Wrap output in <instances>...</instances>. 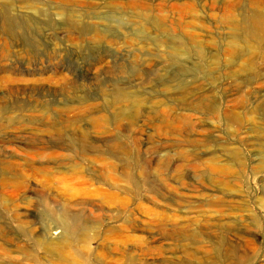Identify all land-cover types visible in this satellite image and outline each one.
I'll return each instance as SVG.
<instances>
[{"label":"rangeland","instance_id":"374dc122","mask_svg":"<svg viewBox=\"0 0 264 264\" xmlns=\"http://www.w3.org/2000/svg\"><path fill=\"white\" fill-rule=\"evenodd\" d=\"M254 13L0 0V264H264Z\"/></svg>","mask_w":264,"mask_h":264},{"label":"bare ground","instance_id":"6f19581e","mask_svg":"<svg viewBox=\"0 0 264 264\" xmlns=\"http://www.w3.org/2000/svg\"><path fill=\"white\" fill-rule=\"evenodd\" d=\"M252 22H253V24H254V26L256 27L255 29H256V31H258V32H261V33H263L264 32V13H254L253 15H252ZM171 111V110H170ZM174 111V110H173ZM40 140V139H39ZM25 141V140H24ZM158 141V140H157ZM63 143V142H62ZM38 144V143H37ZM36 144V145H37ZM40 144H41V142H40ZM26 147V146H25ZM159 147V146H158ZM118 148L121 150V151H128V149L125 147V146H123V145H118ZM34 151H35V148H34ZM36 155H37V153H36ZM21 165V164H20ZM129 162H122L121 163V165H120V167L122 168V169H124V170H126L128 167H129ZM20 175V174H19ZM49 175V174H48ZM19 177H21V176H18V175H16L15 177L13 176V181L15 182L16 180H18V181H16L17 183H19L20 185L22 184V181H19ZM48 177V176H47ZM6 178H8V177H6ZM2 179H3V177H2ZM10 179V178H9ZM15 182V183H16ZM61 220H62V223H63V226H64V228H65V232L69 235V236H73V235H75L76 233H77V227H76V225L69 219H67L66 217H61Z\"/></svg>","mask_w":264,"mask_h":264}]
</instances>
